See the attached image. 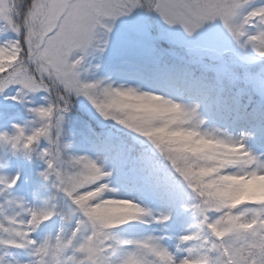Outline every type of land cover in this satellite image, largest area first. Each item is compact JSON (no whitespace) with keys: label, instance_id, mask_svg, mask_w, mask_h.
I'll list each match as a JSON object with an SVG mask.
<instances>
[{"label":"snow or ice","instance_id":"obj_1","mask_svg":"<svg viewBox=\"0 0 264 264\" xmlns=\"http://www.w3.org/2000/svg\"><path fill=\"white\" fill-rule=\"evenodd\" d=\"M137 8L189 37L219 21L264 61V0H0V31L15 37L0 44V97L30 117L0 130V152L35 166L33 181L0 163V264H264V154L249 134L205 131L198 104L81 79L89 50L103 51L96 30ZM73 97L142 150L76 151ZM115 174L143 198L121 196Z\"/></svg>","mask_w":264,"mask_h":264},{"label":"rangeland","instance_id":"obj_2","mask_svg":"<svg viewBox=\"0 0 264 264\" xmlns=\"http://www.w3.org/2000/svg\"><path fill=\"white\" fill-rule=\"evenodd\" d=\"M14 38L10 31H0V44L7 43ZM96 39L104 41L103 51L89 50L79 69L82 80L88 82L103 80L113 86L123 85L162 95L174 102L186 105L198 104L200 115L206 120L205 128H219L232 136H238L241 132L234 124V119L230 121H227L226 117L219 119L217 114L209 111V104L205 99L210 90L209 84L211 85L210 82L213 79H219L228 87L242 86L247 89L253 85L252 87L258 91L256 94L264 99V61L256 58L251 51H241L236 48L219 21L206 24L189 37L180 26L164 24L155 12L137 8L129 15L121 16L115 20L112 23L111 31L106 36L103 29L98 28ZM163 45L169 49H164ZM169 54L175 56H172L174 63L168 67L164 63L163 57ZM122 62L129 64L130 68L134 67L139 74L142 71L140 67L154 70L152 73L154 77L151 81L152 89H147L142 82L124 78L120 73V63ZM228 67L250 68V78H236L233 74H229V76ZM194 73L202 75V77L195 78ZM136 77L142 79L143 75ZM235 104L237 101L232 102V105L235 106ZM71 106L72 108L76 107L78 111L75 119L69 120L74 128L76 126L77 129H83L84 132L92 129L94 125L101 130L112 131L114 137L125 138L132 146L141 147L138 139L132 133L111 121H104L84 98L73 97ZM10 112H12V116L6 120L3 115ZM239 112L240 114L245 113L247 117L250 109L247 111L236 106L233 117ZM25 115L27 113L22 106L5 101L0 97V130L9 129L13 122L23 124L30 119ZM70 118L74 117L70 115ZM263 135L264 132L258 135L255 144H252L250 138L247 141L249 149L257 155L264 154ZM0 157H2L0 163L7 161L6 171L8 173L20 170L22 178L31 175L32 168L28 166L27 162L9 158L2 152H0ZM31 179L35 180L34 175H31ZM174 231H178V229ZM135 232L132 231L128 234H138Z\"/></svg>","mask_w":264,"mask_h":264},{"label":"trees","instance_id":"obj_3","mask_svg":"<svg viewBox=\"0 0 264 264\" xmlns=\"http://www.w3.org/2000/svg\"><path fill=\"white\" fill-rule=\"evenodd\" d=\"M165 60H167L168 64L172 62L171 57L169 58L168 56L165 57ZM219 87L220 86L213 88V91L211 92V94L209 96L210 100L215 102L218 99H220V97H221L220 94L223 93L224 90L223 89L222 90L215 89V88H219ZM238 92L241 93L242 96L246 95L245 91L241 90ZM71 105H72V103H71ZM73 108H75V109H73ZM73 108L71 106L70 115L74 118H70V119H75V115L78 112L76 107H73ZM259 116H262V115H259ZM71 123L72 122L69 121L68 127L70 128L71 133H72L74 149L78 152L89 154V155L93 156V158H95L97 153L91 151V143H96L101 148H108V147L115 145V142L117 140H124V142L125 141L128 142V140H126L125 138L114 137L113 132L110 130L106 131L107 133H104L105 130L102 131L98 127H95L93 125L91 132H83V129H77L76 126L74 128ZM127 148H130V150H133L134 154L138 153L142 150L141 147L132 146V145H130V143L127 144ZM121 194H125L127 196H135L134 192H129V191L121 192ZM30 199H31V197H30Z\"/></svg>","mask_w":264,"mask_h":264},{"label":"clouds","instance_id":"obj_4","mask_svg":"<svg viewBox=\"0 0 264 264\" xmlns=\"http://www.w3.org/2000/svg\"><path fill=\"white\" fill-rule=\"evenodd\" d=\"M2 62V61H0ZM130 103H138L136 101H130ZM146 103V102H145ZM212 128H215V127H210V128H204L205 131H210Z\"/></svg>","mask_w":264,"mask_h":264}]
</instances>
